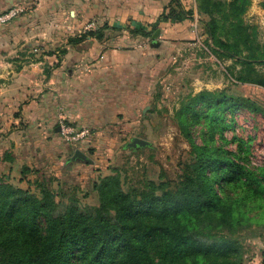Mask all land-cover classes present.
<instances>
[{
  "label": "trees",
  "instance_id": "obj_1",
  "mask_svg": "<svg viewBox=\"0 0 264 264\" xmlns=\"http://www.w3.org/2000/svg\"><path fill=\"white\" fill-rule=\"evenodd\" d=\"M196 1L199 14L210 16L204 25L216 52L238 57L242 67L231 76L264 87V74L255 67L264 62V45L254 41V29L242 19L251 1ZM169 16L181 21L184 12L174 11L164 20ZM223 24L232 41L219 34ZM87 36L102 38L100 31L90 30L70 42ZM232 108L264 115V108L251 98L223 91L204 90L184 103L179 116L194 157L178 179L151 182L148 191L131 192L117 175H105L93 186L99 204L82 205L76 196L56 201L52 189L42 187L38 195L11 180L5 183L10 174L0 175V264H245L240 234L251 222L264 220V206L253 207L259 213L252 217L242 209L237 212L239 200L221 196L218 189L237 180L232 157L237 154L193 142L189 128L194 119H216L218 112ZM27 171L23 166L20 182L27 180ZM262 257L264 264V250Z\"/></svg>",
  "mask_w": 264,
  "mask_h": 264
},
{
  "label": "crops",
  "instance_id": "obj_2",
  "mask_svg": "<svg viewBox=\"0 0 264 264\" xmlns=\"http://www.w3.org/2000/svg\"><path fill=\"white\" fill-rule=\"evenodd\" d=\"M14 6L26 12L3 26L12 50L45 54L37 61H20L18 71L7 62L8 70L0 72V84H7L0 94L8 100L22 94L30 101L22 113L28 125L22 145L36 148L34 156L23 153L13 163L6 162L8 174L21 177L23 166L35 164L43 166L37 167L43 168L40 173L47 168L62 179L74 174L81 183L90 184L102 157H91L88 145L98 146L107 132L141 128L144 76L162 57L198 39L203 28L197 1L0 0V13ZM180 10L184 12L181 21L170 16L164 20ZM90 22L96 25L87 29ZM157 29L160 35L154 39ZM90 30L100 31L102 38L87 36L79 43L70 42ZM62 119L89 130L79 146L62 140L57 130ZM77 150L92 162L70 161ZM262 250L245 264H262Z\"/></svg>",
  "mask_w": 264,
  "mask_h": 264
},
{
  "label": "rangeland",
  "instance_id": "obj_3",
  "mask_svg": "<svg viewBox=\"0 0 264 264\" xmlns=\"http://www.w3.org/2000/svg\"><path fill=\"white\" fill-rule=\"evenodd\" d=\"M250 1L242 19L254 29V41L264 45V0ZM222 16L220 12L216 14L219 20ZM201 17L200 25L203 31L198 34V39L194 43L183 45V48L175 53L162 57L152 67L151 72L144 76L143 87L146 92L142 99L141 128L128 132H107L105 140L98 146L91 143L88 145L87 152L91 157H102L99 158L100 162L96 163L98 173L90 184L81 183L74 174L71 179H68L67 175L62 179L58 173L50 172L47 168L43 170L45 173H40L43 168L38 169L41 165L35 164L24 166L28 168L27 180L24 182L19 181V174L9 179L5 177L3 181L7 183L6 181L11 180L13 184L30 189L38 195L42 187L52 189L58 195L56 201H67L71 196H76L82 205L99 204V195L93 186L105 175H117L126 190L141 193L150 189L151 182L160 184L178 179L185 164L192 161L194 150L179 116L183 104L191 97L204 90L223 91L230 96L251 98L264 108V87L236 82L230 73L233 71V74H237L242 67L236 60L238 57L222 56L216 52L215 43L203 23L209 22L210 16ZM4 24H0V72L8 70L7 62L12 64L11 69L18 71L20 61H37L43 58L45 53L38 51L23 53L21 50H12V45L5 38ZM194 30L197 31V28ZM219 34L223 39L230 38L229 41H232L227 24H223ZM255 67L264 74V62H258ZM5 84L2 82L0 88L5 90ZM150 92L152 97H149ZM0 95V175L4 177L10 167L6 162L16 160L18 155L23 153L34 156L36 148L28 146L26 149L22 145L28 126L22 118V113L30 101L23 98L22 94L9 100L6 95ZM145 109L147 110L144 113ZM189 114L191 115V112ZM218 115L219 118L216 119L199 118L190 123L193 142L199 145L208 143L237 154L232 156L238 165L235 169L237 180L224 183L218 191L223 197L229 195L231 200H239L240 205L235 204L237 212L242 209L249 216H256L259 211L253 207L261 209V205L264 206V115L245 108H232L218 112ZM120 119L126 123L127 118L123 115ZM133 136L146 139L150 145L137 149L128 148L126 144ZM61 138L68 144L80 145V142H67L62 134ZM246 193L251 195L250 199L244 197ZM240 237L245 243L247 260L249 256L257 254L259 249H264V220L257 224L251 222Z\"/></svg>",
  "mask_w": 264,
  "mask_h": 264
},
{
  "label": "built area",
  "instance_id": "obj_4",
  "mask_svg": "<svg viewBox=\"0 0 264 264\" xmlns=\"http://www.w3.org/2000/svg\"><path fill=\"white\" fill-rule=\"evenodd\" d=\"M26 9L22 6H14L9 8L8 10L0 13V24L7 23L14 18L20 16L22 13H25ZM96 25L95 22H90L87 25V29L94 28ZM61 134L64 136L65 140L72 144H77L90 134L89 130L86 128H78L69 123H67L64 119H62L60 123Z\"/></svg>",
  "mask_w": 264,
  "mask_h": 264
},
{
  "label": "water",
  "instance_id": "obj_5",
  "mask_svg": "<svg viewBox=\"0 0 264 264\" xmlns=\"http://www.w3.org/2000/svg\"><path fill=\"white\" fill-rule=\"evenodd\" d=\"M160 35V29H157L153 35L154 39H157ZM159 46V43L157 42V45ZM148 108V107H146ZM147 109L144 110V113L146 112ZM57 130H61V127H59ZM150 142L147 141L144 138L141 137H133L127 144L126 146L128 148L131 149H137V148H142V147H146L149 146ZM76 160H83V161H87V162H92V160L85 154L83 153L81 150H77L74 155L70 158V161H76Z\"/></svg>",
  "mask_w": 264,
  "mask_h": 264
}]
</instances>
